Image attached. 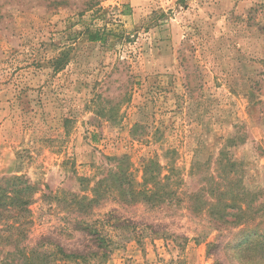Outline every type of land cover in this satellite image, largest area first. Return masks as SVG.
<instances>
[{
  "label": "rangeland",
  "instance_id": "rangeland-1",
  "mask_svg": "<svg viewBox=\"0 0 264 264\" xmlns=\"http://www.w3.org/2000/svg\"><path fill=\"white\" fill-rule=\"evenodd\" d=\"M95 31L103 40H90ZM228 135L242 139L230 153L244 162L246 185L263 193L264 0H0V176L41 189L29 247L98 252L82 216L52 196L82 194L78 179L113 167L107 157L125 154L141 181V160L156 156L195 192ZM95 211L125 219L100 264L255 256L186 203L109 199Z\"/></svg>",
  "mask_w": 264,
  "mask_h": 264
},
{
  "label": "trees",
  "instance_id": "trees-1",
  "mask_svg": "<svg viewBox=\"0 0 264 264\" xmlns=\"http://www.w3.org/2000/svg\"><path fill=\"white\" fill-rule=\"evenodd\" d=\"M102 35L95 31L88 37L97 41L103 40ZM225 139L214 159L213 172L207 178L204 176L206 182L195 192L182 189L183 181L174 175L175 167H168L167 173H163L164 166L156 156L141 160V181H137L126 155L122 154L107 157L114 166L95 173L94 178L80 177V183H86L82 194L53 195L57 203L81 215V228L96 236L99 250L92 256L66 253L59 246L25 244L32 224L30 206L41 189L24 175L0 176V264H100V259H105L113 249V232L122 227L119 223L125 222L112 211L96 213L95 209L109 199L124 205L140 203L150 208L169 209L186 203L190 211H206L217 230L230 229V240L235 241L236 247L244 246L255 254L253 259L246 255L247 264L264 263L261 253L264 250V192L246 185L244 162L234 159L230 153V148L242 139L236 135ZM92 179L95 181L89 186L87 183ZM48 196L41 193L39 198Z\"/></svg>",
  "mask_w": 264,
  "mask_h": 264
}]
</instances>
